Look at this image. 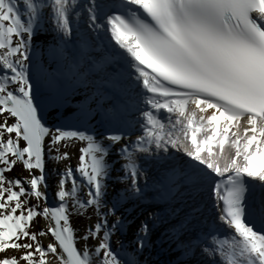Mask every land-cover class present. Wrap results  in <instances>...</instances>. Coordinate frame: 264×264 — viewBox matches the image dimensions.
<instances>
[{
	"label": "snow or ice",
	"instance_id": "1",
	"mask_svg": "<svg viewBox=\"0 0 264 264\" xmlns=\"http://www.w3.org/2000/svg\"><path fill=\"white\" fill-rule=\"evenodd\" d=\"M153 237L264 264V0H0V264Z\"/></svg>",
	"mask_w": 264,
	"mask_h": 264
},
{
	"label": "rangeland",
	"instance_id": "2",
	"mask_svg": "<svg viewBox=\"0 0 264 264\" xmlns=\"http://www.w3.org/2000/svg\"><path fill=\"white\" fill-rule=\"evenodd\" d=\"M70 111V110H69ZM79 146V143L77 142V144L76 145H74V147L73 148H71V149H69V151L71 152V153H73V158H72V160H71V164H72V166L73 167H75L76 166V164H77V159H76V155H75V153H76V148ZM110 157H112V159H115L116 157H115V153H114V150H113V154L112 155H110ZM54 165L53 164H51V163H49L48 164V168L49 169H51L52 167H53ZM57 167H59L61 170L63 169V167H64V165L63 164H60V165H58ZM20 172V169L19 168H17L16 169V172H14V173H12V175H16L17 173H19ZM113 175H115V173H113ZM48 183H49V197H50V200H51V198L53 197V195H54V192H55V185H56V177H51L50 179H49V181H48ZM119 187V186H118ZM95 221V218L93 217V222ZM74 223H75V221H74ZM78 226V225H77ZM132 237H130V235H131V233L129 234V235H127V238L126 239H134V230L132 229ZM116 237H113V247H116ZM125 242V241H124ZM45 243H47V241L45 240ZM81 243V245H82V241L80 242ZM125 243H128V242H125ZM158 243H161L160 241H159V239L158 240H156L155 239V237L153 238V244H152V248L153 249H155L154 250V252H155V254L156 255H154L155 257L153 258V260H154V262L156 261V260H158V252L162 255V256H165V258H164V261H161V262H159L160 264H170V262L171 261H173V260H170L169 261V259H167V257H170L169 256V254H166V255H164V253H163V251H164V249H160L159 250V247H158ZM149 255L148 254H146V252L144 253V255L142 256V257H140V258H143V257H146V258H144L146 261H147V257H148ZM170 259H171V257H170ZM152 262V260L150 259V261H147V264H154V263H151Z\"/></svg>",
	"mask_w": 264,
	"mask_h": 264
},
{
	"label": "bare ground",
	"instance_id": "3",
	"mask_svg": "<svg viewBox=\"0 0 264 264\" xmlns=\"http://www.w3.org/2000/svg\"><path fill=\"white\" fill-rule=\"evenodd\" d=\"M47 38H50V37H47ZM134 138V137H133ZM113 154V153H112ZM111 154V155H112ZM109 160H112V157H110L109 156ZM131 205H129V207H130ZM141 218H143V217H141ZM134 230V229H133ZM131 233V235H130V237H132V230H130L129 231V233L127 234V235H129ZM127 238V236L126 237H124V241L125 242H128L129 243V241L130 240H132V239H126ZM154 238V237H153ZM221 238H223V237H221ZM155 239L156 240H158V238L157 237H155ZM127 244V243H126ZM158 247H159V250L161 249H164V251H163V253H164V255H166V254H169V256L171 257V259H170V257H167V259H169V261L170 260H175L176 259V257H177V255H178V253H175V252H172V251H169L168 250V245L166 244V243H164V244H161V243H158ZM154 250L155 249H153L152 248V246L150 247V248H147L146 250H145V252H146V254H148L149 256L147 257V261H150V259L152 260V262L151 263H154V264H160L159 262H161V261H164V258H165V256H162L159 252H158V260H156L155 262H154V260H153V258L155 257L154 255H156L155 254V252H154ZM144 252V253H145ZM144 255V254H143ZM142 255V256H143ZM141 256V257H142ZM144 258H146V257H143V258H140V260H141V264H145V259Z\"/></svg>",
	"mask_w": 264,
	"mask_h": 264
}]
</instances>
